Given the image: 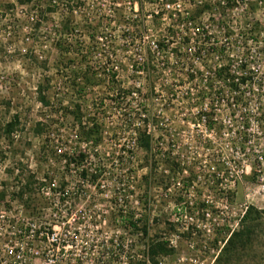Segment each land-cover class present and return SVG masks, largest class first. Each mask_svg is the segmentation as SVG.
<instances>
[{
  "label": "rangeland",
  "instance_id": "rangeland-1",
  "mask_svg": "<svg viewBox=\"0 0 264 264\" xmlns=\"http://www.w3.org/2000/svg\"><path fill=\"white\" fill-rule=\"evenodd\" d=\"M221 1L0 0V264H153V240L173 250L157 264H215L251 209L252 244L226 264H264V71L239 95L206 97L211 67L191 64L172 15L180 4L201 27L226 13L244 41L264 42V0ZM204 5L212 8L197 17ZM163 38L166 49H154ZM88 67L117 83L79 91ZM75 105L103 124L99 145L64 116ZM204 105L218 110L211 128L200 120ZM143 114L149 154L134 132ZM74 153L85 155L79 169L66 165ZM27 180L32 193L21 201L13 194ZM51 233L64 251H52Z\"/></svg>",
  "mask_w": 264,
  "mask_h": 264
},
{
  "label": "built area",
  "instance_id": "built-area-1",
  "mask_svg": "<svg viewBox=\"0 0 264 264\" xmlns=\"http://www.w3.org/2000/svg\"><path fill=\"white\" fill-rule=\"evenodd\" d=\"M231 1L236 5H239L244 4V2L247 0ZM226 3L227 0L221 1L222 6H224ZM177 7L178 9H176L175 12H178L179 14L172 15H180L182 18L188 19L189 14H184L180 11V4H177ZM165 8L173 9L168 3L166 4ZM262 13L264 16V8ZM220 15L221 14H219L218 16L222 17V19H224L225 21L223 20V22L219 24H203V26L200 27L193 26L194 22L191 21L182 23L180 29L183 36H181L180 39H183L186 36L189 37V43L186 45H182V47H184L185 50L188 51L185 53L193 57L191 59V64H200L205 68L211 67V78L209 79L207 76H203L202 81L205 83L211 82L212 88L214 87V90L211 89L213 90L212 93L205 92V96L221 99V96H227L229 93L231 95L241 94V92L248 86L249 83L255 84L256 82H262L261 80H258L257 77L253 76V71H255L256 68H261L264 71V42H262L261 38H257L258 34H256V37L254 36L255 38L244 41L243 33L239 32V30L233 26L232 16H229V14L226 13L223 14V16ZM239 17L243 18L242 15ZM234 37L239 39L234 42ZM252 42L254 43L253 46L258 45V48H252V46H248ZM233 43L237 45L235 54L231 53L235 48L231 47ZM153 45L154 49L158 48L157 45ZM222 67L228 68V75L226 78H219L215 74L216 70ZM191 72H193V70ZM193 78L196 79L194 75ZM231 82L237 84V90H233L228 85ZM217 85L221 86L217 87ZM244 95L246 94L244 93ZM206 97L204 99H207ZM217 103H219L218 100ZM229 103L232 102L230 101ZM203 111L204 113H202L200 120L204 126H208V117L206 114H210L211 111L215 114L218 110L217 108L210 110L209 108H207V105H204ZM215 115L213 121H216ZM62 225L64 227L65 223L63 222ZM44 239L49 241L48 243L52 248V251L55 250L57 251V253H59L66 249V245L62 244L63 240L56 234H46V237Z\"/></svg>",
  "mask_w": 264,
  "mask_h": 264
},
{
  "label": "trees",
  "instance_id": "trees-1",
  "mask_svg": "<svg viewBox=\"0 0 264 264\" xmlns=\"http://www.w3.org/2000/svg\"><path fill=\"white\" fill-rule=\"evenodd\" d=\"M32 0H27V2H31ZM169 1H175V0H169ZM233 6L232 3H230V0H227V4H225L224 6H220L223 9H226L227 7H231ZM212 8V6L210 5H204L201 8L198 7L195 11V15L197 17H200V15L206 11V10H210ZM161 16V15H160ZM196 18H182L180 15H177L176 17V22L178 24H176V26L178 27V29H180V26H182V23H186V21H191L194 22ZM69 29V28H68ZM65 30L67 31V26H65ZM70 32H72L71 30H68ZM168 31L172 34V36H176L177 32L175 33V30H173V27L169 28ZM181 44L182 45H186L189 43V37H184L183 39H180ZM157 46H159L162 50H165L167 47V43H169L168 39H159L157 41ZM35 62H37V59H34ZM215 74L219 77V78H226L228 75V68L227 67H222L220 69H217ZM116 76L115 74H113L110 78H106L102 79V76H100V74L98 72H93L91 71V69L88 67L84 70V72H82L81 74V79H82V83H83V88L79 91H83L84 88H94V87H98L104 83H109L110 86L115 85L117 82L115 80ZM106 81V82H105ZM244 81V80H243ZM233 90H237V84L235 83H229L228 84ZM38 93H39V101L40 103L44 106L47 107L49 106V101L47 100V98L43 95V88L42 86L38 87ZM235 100H237V102L240 101V98H235ZM63 112L65 113L64 116H70L73 121L79 125V130L80 133L90 142H92L94 145H99V143L102 141V128L101 126H103L102 123H99L98 120L94 117H90L89 114H84L83 113V108L81 105H75L74 108L72 110H68V108H64ZM143 120H141V124H137V122H135V125L138 126L137 128H135L134 132L136 134L137 137V146L140 150H142L144 153L149 154L152 152V139L150 134L147 131L146 126L148 125V120L145 118V114ZM208 117V126L211 128V126H213L214 121H213V116L212 114H206ZM132 122V121H131ZM130 122V123H131ZM18 125V117H15L11 122L6 124L5 127V132L7 133H11L14 129L15 126ZM133 124H130V126H132ZM40 126H43L41 123H37L36 127L34 128V132L36 134H40L41 133V128ZM66 159V165L69 166L71 164H73L74 166H76L78 169L81 166V163L84 161L85 159V155L83 153H74L71 156H64ZM81 177H83L84 179L87 177V171L86 170H81ZM95 179V178H94ZM33 182H31V180H27V182L25 183L24 186H22V188L20 189V191L17 194H13V195H17V197L22 201L23 200V196H25L26 194L30 195V193H32V186H33ZM44 185V184H40ZM63 187V186H62ZM5 192L2 191L0 192V203L5 199ZM31 200V197L28 199L27 202L25 203V206L27 209L29 208V202ZM32 212L31 215H36L35 213V208H32L30 210ZM40 213V212H39ZM254 210H250L247 214V216L245 217L243 224L241 226V228L237 231L234 232L231 237L229 238V240L227 241V243L225 244L224 248L222 249L219 257L217 258L215 264H226L230 258L233 257V255H235L238 251L245 249L247 247H249L252 244L253 241V234H254V230L256 227V221L257 218L256 216H258V214ZM130 227L133 228L134 230H138V225L136 223H131ZM146 232V230H143ZM173 252V250L169 249L167 247V245L165 244V242H159L156 240H153L149 245H148V256L151 260V262L153 264H157L156 259L160 256H168Z\"/></svg>",
  "mask_w": 264,
  "mask_h": 264
}]
</instances>
